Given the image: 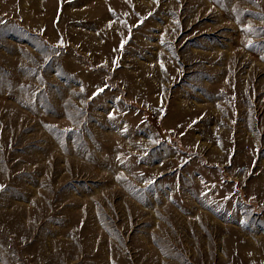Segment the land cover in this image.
I'll return each mask as SVG.
<instances>
[{
	"label": "rangeland",
	"instance_id": "1",
	"mask_svg": "<svg viewBox=\"0 0 264 264\" xmlns=\"http://www.w3.org/2000/svg\"><path fill=\"white\" fill-rule=\"evenodd\" d=\"M0 264H264V0H0Z\"/></svg>",
	"mask_w": 264,
	"mask_h": 264
}]
</instances>
